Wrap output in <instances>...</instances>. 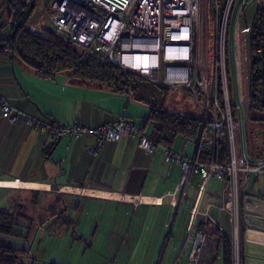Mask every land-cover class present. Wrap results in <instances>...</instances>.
<instances>
[{"label":"crops","instance_id":"0c3cea01","mask_svg":"<svg viewBox=\"0 0 264 264\" xmlns=\"http://www.w3.org/2000/svg\"><path fill=\"white\" fill-rule=\"evenodd\" d=\"M5 50L0 97L26 115L53 126L90 128L118 119L141 125L148 115L126 94L64 75L40 78ZM150 133L149 125L143 134ZM93 147L91 138L69 142L0 118V211L21 207L28 219L63 224L74 240L91 239L92 249L97 240L103 264H191V235L200 230L210 237L204 256H215L206 259L213 264L221 254L215 233L230 239L231 229L219 209L220 180L190 177L181 185V167L164 163L160 147L147 154L135 139L108 142L96 158L87 151ZM172 150L196 160L197 141L181 139ZM30 208L35 210L29 214ZM243 224L240 264H264V209Z\"/></svg>","mask_w":264,"mask_h":264},{"label":"built area","instance_id":"2783aa9c","mask_svg":"<svg viewBox=\"0 0 264 264\" xmlns=\"http://www.w3.org/2000/svg\"><path fill=\"white\" fill-rule=\"evenodd\" d=\"M35 1L36 8L49 16L50 33L157 87L188 91L202 113L200 143L211 160L197 163L160 147L163 161L181 167V185L190 177L221 181L219 209L227 215L231 232L238 238L244 230L242 219L264 209V198L246 191L249 180L264 177V126L258 156L253 157L240 119L241 107L248 109L251 33V21L247 22L243 14L255 12L264 0ZM0 118L69 142L94 139L95 147L87 150L94 158L106 143L121 137L135 139L137 147L147 154L153 151V144L139 126L124 119L95 128L53 126L11 107L1 97ZM238 119L239 132L235 130ZM223 132L228 154L225 161L217 163L216 148ZM209 241L200 230L191 235V264H204Z\"/></svg>","mask_w":264,"mask_h":264},{"label":"trees","instance_id":"16d2710c","mask_svg":"<svg viewBox=\"0 0 264 264\" xmlns=\"http://www.w3.org/2000/svg\"><path fill=\"white\" fill-rule=\"evenodd\" d=\"M35 9V0L34 3L33 0H1V52L6 49L7 54L19 60L40 78L54 79L58 75H64L83 85H95L114 93L126 94L134 102L145 105L148 108V115L138 126L142 133L147 126H151V133L147 138L153 147L173 151L177 138H181L186 143H196L201 130L202 116H190L170 110L168 96L175 95L179 89L167 91L157 87L88 50L64 41L48 30H45L43 35L30 33L27 26ZM248 46V113L252 122L264 125V121L256 120L254 117L257 114H264V4L258 6L253 14ZM181 90L191 97L187 90ZM227 149V139L223 132L216 148L217 163L226 160ZM257 154L253 157L258 156ZM210 156V153L199 149L195 161L207 163L211 160ZM258 196L264 198L262 194ZM25 223L28 226H25ZM32 224L21 207L11 212L0 211V264H21V258L27 256V251L13 247L4 238L23 235L29 238ZM215 234L218 238L217 250L221 253L222 263L229 264L227 234L220 232ZM242 235L243 231L239 233V246Z\"/></svg>","mask_w":264,"mask_h":264},{"label":"rangeland","instance_id":"374dc122","mask_svg":"<svg viewBox=\"0 0 264 264\" xmlns=\"http://www.w3.org/2000/svg\"><path fill=\"white\" fill-rule=\"evenodd\" d=\"M254 10L244 12L243 16L247 22L251 21ZM51 26L47 12L35 9L29 19L27 29L30 33L35 35L44 34L45 30ZM32 29V30H31ZM170 110L178 113L187 114L190 116L201 117L202 113L195 107L193 99L183 90L179 89L175 95H169ZM240 119L243 120L242 128L246 138L250 155L257 154L259 146L262 141L261 131L263 126L259 122H252L249 117L248 109L245 111L241 107ZM244 119L246 121L244 122ZM239 119L235 122V130L239 132ZM181 138H177L173 146L174 149L179 148ZM202 144L200 143L199 147ZM202 149V148H201ZM251 189L256 194L264 195V177L259 176L256 179H251L246 185V189ZM34 208L28 209V213H32ZM32 230L29 238L22 237H5L4 239L13 247L22 248L27 251V256L21 258V264H103L102 254L98 252V241L95 240L93 249L87 245L91 244L92 240H74L72 236V229H67L65 225L60 223H53L42 219H31ZM25 226H28L25 223ZM231 227V226H230ZM229 264H237L239 258V233L238 238L229 229ZM89 234V233H88ZM91 234V233H90ZM88 235V238L90 237ZM80 233L77 232L76 236ZM215 256H204V264L206 259L214 260ZM185 260L183 256L182 260ZM107 264V263H106ZM213 264H223L221 254L213 262Z\"/></svg>","mask_w":264,"mask_h":264},{"label":"water","instance_id":"95a60500","mask_svg":"<svg viewBox=\"0 0 264 264\" xmlns=\"http://www.w3.org/2000/svg\"><path fill=\"white\" fill-rule=\"evenodd\" d=\"M33 3H34V0H33ZM0 4H1V0H0ZM254 117H255L256 120L264 121V114H257ZM201 130H200V133H199V136H198V139H197V150H198L199 145H200Z\"/></svg>","mask_w":264,"mask_h":264},{"label":"bare ground","instance_id":"6f19581e","mask_svg":"<svg viewBox=\"0 0 264 264\" xmlns=\"http://www.w3.org/2000/svg\"><path fill=\"white\" fill-rule=\"evenodd\" d=\"M239 252V251H238Z\"/></svg>","mask_w":264,"mask_h":264}]
</instances>
